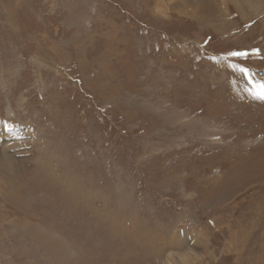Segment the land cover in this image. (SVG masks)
I'll return each mask as SVG.
<instances>
[{"label":"rangeland","instance_id":"rangeland-1","mask_svg":"<svg viewBox=\"0 0 264 264\" xmlns=\"http://www.w3.org/2000/svg\"><path fill=\"white\" fill-rule=\"evenodd\" d=\"M253 2L0 0V264H264Z\"/></svg>","mask_w":264,"mask_h":264},{"label":"bare ground","instance_id":"bare-ground-1","mask_svg":"<svg viewBox=\"0 0 264 264\" xmlns=\"http://www.w3.org/2000/svg\"><path fill=\"white\" fill-rule=\"evenodd\" d=\"M255 1V0H254ZM251 3V4H249ZM247 5H252V8L255 7L256 2H248L246 0ZM163 8V7H162ZM218 10V9H217ZM209 12V11H208ZM222 14V13H221ZM197 15V14H196ZM3 123V122H2ZM5 123V122H4ZM4 128V127H3ZM61 178V177H60ZM61 183V182H60ZM60 196V195H59ZM90 196V195H89ZM60 200V199H59ZM58 200V201H59ZM96 202V201H95ZM100 210V209H99ZM103 212V211H102ZM86 219V218H85ZM81 221V220H80ZM112 225V224H111ZM200 257V254H198L195 250L193 251H176L170 255V259L173 261H177L180 264H193L196 260Z\"/></svg>","mask_w":264,"mask_h":264},{"label":"snow or ice","instance_id":"snow-or-ice-1","mask_svg":"<svg viewBox=\"0 0 264 264\" xmlns=\"http://www.w3.org/2000/svg\"><path fill=\"white\" fill-rule=\"evenodd\" d=\"M258 98L264 99V82H261L258 89L254 93Z\"/></svg>","mask_w":264,"mask_h":264}]
</instances>
